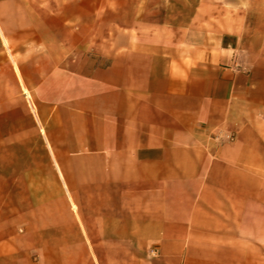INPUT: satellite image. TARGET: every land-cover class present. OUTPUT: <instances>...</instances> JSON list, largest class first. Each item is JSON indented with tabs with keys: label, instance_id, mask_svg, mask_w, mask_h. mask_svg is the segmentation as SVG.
<instances>
[{
	"label": "crops",
	"instance_id": "obj_1",
	"mask_svg": "<svg viewBox=\"0 0 264 264\" xmlns=\"http://www.w3.org/2000/svg\"><path fill=\"white\" fill-rule=\"evenodd\" d=\"M0 264H264V0H0Z\"/></svg>",
	"mask_w": 264,
	"mask_h": 264
},
{
	"label": "rangeland",
	"instance_id": "obj_2",
	"mask_svg": "<svg viewBox=\"0 0 264 264\" xmlns=\"http://www.w3.org/2000/svg\"><path fill=\"white\" fill-rule=\"evenodd\" d=\"M88 35H89V37L90 36H92V33H87V32H82V31H78L77 32V40L78 41H84L87 37H88ZM88 37V38H89ZM220 134H222V135H226L227 137H232V134L231 133H227V132H223V133H220Z\"/></svg>",
	"mask_w": 264,
	"mask_h": 264
}]
</instances>
